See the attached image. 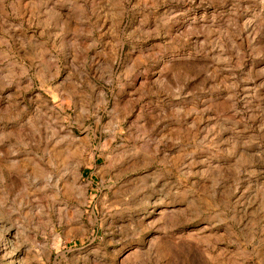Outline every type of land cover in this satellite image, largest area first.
<instances>
[{"label":"rangeland","instance_id":"rangeland-1","mask_svg":"<svg viewBox=\"0 0 264 264\" xmlns=\"http://www.w3.org/2000/svg\"><path fill=\"white\" fill-rule=\"evenodd\" d=\"M0 264H264V0H0Z\"/></svg>","mask_w":264,"mask_h":264}]
</instances>
